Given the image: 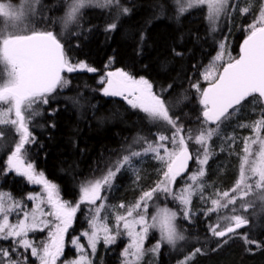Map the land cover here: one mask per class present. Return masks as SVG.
Masks as SVG:
<instances>
[{
    "label": "snow or ice",
    "instance_id": "obj_1",
    "mask_svg": "<svg viewBox=\"0 0 264 264\" xmlns=\"http://www.w3.org/2000/svg\"><path fill=\"white\" fill-rule=\"evenodd\" d=\"M38 3L39 0H22L17 7L6 0H0V18L14 25L20 22L26 13L35 11ZM177 3L180 13L206 5L207 20L212 32L216 31L222 15L227 14L231 7H238L230 5L229 0H177ZM93 6L115 9L117 19L122 15H129L132 11L131 8L123 6L120 0H71L63 20L64 27L68 28L70 24L78 22L81 10ZM240 11L244 14L249 9L245 7ZM117 28L118 24L114 21L106 26L105 31L113 32ZM247 31L239 58H229L226 63L223 62L226 44L221 42L218 53L202 73L208 87L201 89L198 83L191 85L192 89L200 94L199 104L202 108V127L196 134L192 129H185L179 115L172 114L173 109L188 99L187 95L182 94L174 102L166 101L154 92L153 85L147 79H135L120 69L108 71L106 77L100 81L104 85L100 89L103 96L122 97L131 109L146 114L153 124H163L159 125L154 140L137 136L133 144L143 141L142 148L132 149L129 145L130 150H126L106 173L83 183L79 201L73 205L60 198L57 184L50 182L43 172H37L30 161L31 148L39 143L30 125L42 114L39 106H51L58 90L70 86L71 74L85 71L93 73L97 70L86 61H73L66 54L65 43L53 31L22 34L0 30V63L5 66L7 76L6 80L0 82V125L12 126L18 135V141L7 157L6 168L0 170V174L7 176L9 173H15L29 184L42 187V193L27 196V199L33 202L30 210L11 194L0 191V240L12 241L10 249L0 248V264H32L25 255L29 252L39 264H92L86 249H91V256H94L101 240L108 246L116 243L122 234H126L130 241L122 253L125 257L124 264H140L150 230L157 229L160 233V239L151 249L153 253L158 254L163 243L175 247L178 241L185 240L175 223L179 215L177 211L166 206H157L155 214L149 216L150 202L159 199L161 195L165 200L171 198L181 205L182 218L189 224L197 215L192 208L193 197L196 195H199L205 205L210 204L201 210L207 219L214 213L227 210V213L217 215L215 224H209L208 231L218 241L217 247L221 246V243L226 244L240 229L260 227L261 223L253 224L250 219H259L258 212L253 211L249 215L244 213H249L250 209L256 207V200L264 202V136L261 135V130L264 129V108L260 109L261 117L251 125H238L242 128L251 127L255 138H243L244 155L241 157L240 173L234 186L227 191L205 194L206 184L203 182L205 166L212 155L208 141L219 135L221 126L246 105H264V8L261 9L259 17L247 26ZM144 39V33L141 32V42ZM176 55L182 53L176 51ZM65 73L69 75L65 76ZM168 87L171 89L172 85ZM70 99L74 105L78 103L76 98ZM5 105L7 107H4ZM58 111V105L48 107L47 114L54 117ZM164 125L171 129L170 135L166 130H161ZM47 126L55 129L56 123L50 120ZM4 135L0 130V139H3ZM228 140L235 143L236 137L229 136ZM190 141L199 145L200 149L190 150ZM253 145H258L255 152ZM149 154L164 165L161 178L156 181L154 187L142 190L133 205L119 206L126 208V212L116 214V231L113 232L106 222L107 217L101 216V211L106 207L103 192L105 189H111L122 170H131L139 181L136 161L142 162V158ZM190 161L198 165L196 171L191 170ZM181 181L185 182L184 186L177 187ZM45 203L51 211L41 206ZM82 204L89 206L90 214L91 231L81 233V236L87 239V245H82L79 237L73 238L71 244L79 255L72 260H62L65 254V234L72 226ZM260 212H264V207L260 208ZM13 214L16 217L15 222L10 221ZM45 230H48V240L43 242L42 247L29 238V233ZM240 234L244 236L247 244L260 246L261 242L249 238L247 232ZM20 249L24 251L21 252ZM199 252L201 248L198 247L179 264H188L195 253ZM12 253H16V257H13Z\"/></svg>",
    "mask_w": 264,
    "mask_h": 264
},
{
    "label": "trees",
    "instance_id": "obj_2",
    "mask_svg": "<svg viewBox=\"0 0 264 264\" xmlns=\"http://www.w3.org/2000/svg\"><path fill=\"white\" fill-rule=\"evenodd\" d=\"M19 1L6 0L13 6L18 5ZM70 2L71 0H42L37 5V14L29 22L30 28L32 31H53L65 43L66 54L73 61H86L97 71L71 74L70 86L58 90L51 106L40 108L42 114L31 125V131L39 143L31 148L29 159L50 182L57 184L63 201L74 205L80 197L83 183L106 173L126 150H130L129 145L132 149L142 148L143 141L133 144L137 136L154 140L159 125L163 124H153L146 114L127 107L123 101L103 96L100 91L102 86L97 82L98 76L107 67L110 70L120 69L133 78L147 79L153 85L154 92L166 101L174 102L182 94L187 95L188 99L173 109L172 114L179 115L185 129H192L196 134L202 127V108L199 104L200 94L191 85L198 83L201 89L208 87L203 81L202 72L216 55L221 42L226 44V62L229 58H238L243 40L248 34L247 26L259 17L264 0H241L235 14L219 21L215 32L210 30L204 10L194 8L180 13L177 0H120L123 6L132 11L119 19L115 9L87 7L81 10L78 22L65 28L63 20ZM245 7L249 11L241 14L239 11ZM114 21L118 28L113 32H106V26ZM3 23L4 20L0 18V29ZM32 31H29L30 34ZM141 32L145 36L143 42L140 40ZM174 49L182 55L177 56ZM0 71L2 72L1 63ZM169 85H172L171 89ZM70 98H76L78 103L74 105ZM57 105L59 111L56 115L48 116V107ZM261 108H264L263 105L248 104L237 112L235 118L231 117L223 125L253 123L261 117ZM50 120L55 121V129L47 126ZM11 127L5 129V133L13 143L17 134ZM0 128L4 130V127ZM161 130L171 134L167 125ZM261 133H264V129ZM227 134L228 131L225 130L223 135L228 137ZM11 142L0 154V160L9 152ZM189 143L192 151L200 148L194 142ZM224 154L212 156L206 169V178L217 191L231 189L238 179L240 158ZM146 161L142 167L140 189L151 188V179L155 178L152 173L157 167L156 163L149 158ZM127 176L123 170L117 175L107 195L108 204L115 205L116 198L118 200L119 196L125 195L120 203L136 192L128 184ZM11 196L22 200V195ZM195 208L197 215L193 217L191 224H187L186 228L181 223L177 224L179 228L182 226L185 240L191 241V247L185 253L181 252L177 258L172 257L174 255L169 247H163L157 256L146 252L140 264H178V261L192 254L198 247L201 252L195 253L188 264H264V218L259 222L260 227L246 228L232 235L226 244L221 243L217 247L216 238L207 234L209 224H213L217 215L227 213V210L214 213L207 219L201 211L204 207L196 205ZM255 209L256 207L252 210ZM89 217L90 214L84 207L77 211L72 236L89 226ZM250 219L253 224L257 223L254 217ZM245 232L249 234V238L260 241V246L247 244L240 234ZM118 248V244L107 249L100 246L96 256L97 264H118Z\"/></svg>",
    "mask_w": 264,
    "mask_h": 264
},
{
    "label": "rangeland",
    "instance_id": "obj_3",
    "mask_svg": "<svg viewBox=\"0 0 264 264\" xmlns=\"http://www.w3.org/2000/svg\"><path fill=\"white\" fill-rule=\"evenodd\" d=\"M240 1L241 0H229L230 5H236V6L240 5L239 4ZM41 2H42V0H39V3L37 5H39ZM21 3H22V0H20L18 5H16V6L18 7ZM37 5L35 6V11H31V12L26 13L24 18L20 22L15 23L14 25L10 24L9 22H7L6 20H4L2 18L4 20V23L1 24V29L0 30H5V31L6 30H11L13 32H19V33H22V34H27V32H28V34H30L29 31H32V30L30 28L31 24H29V22L37 14V10H36ZM196 8L204 10L206 12V14L208 15V10H207V6L206 5L205 6H199V7H196ZM262 8H264V4L262 5ZM193 9L194 8L189 9V10H193ZM235 9H236V7H231L227 14L222 15L220 17L219 21L233 16L235 14ZM239 12L241 13V11H239ZM244 14H246V13H244ZM219 21H218V23H219ZM218 51H219V47H218L217 53H218ZM223 62L226 63L225 52H224V61ZM1 68H2V72L0 71V82H2V81L7 79L6 72H5V66L3 65V63H1ZM204 69H203V71H204ZM108 71H116V70H110V68L107 67L104 70V72L98 76L97 82L102 87L104 85L101 84L100 81H101L102 78L106 77V73ZM135 79H137V78H135ZM138 79H140V78H138ZM203 81L208 84V82L205 81L204 79H203ZM106 98L113 99V100H121V101H123V103L127 107L131 108L127 104V101H125L122 97H106ZM42 106L43 105H41L39 107L41 108ZM4 107H7V106L5 105ZM235 115H237V113ZM235 115H233L232 118H235ZM37 118L38 117H36L34 119V121L37 120ZM32 124H33V122H32ZM37 124H38V122L36 121V126H38ZM240 124L251 125L252 123H250V124L249 123H236V124L231 123V124L226 125V126L223 125L225 127H223V126L221 127L220 134L213 136L212 139L208 141L209 145L210 144L212 145V146H210V149L212 150V155L210 156L209 161L212 159L211 158L212 156L221 155V154L225 153L224 155L229 154V155H227L229 157L240 158V164H241V157L244 155V153L242 151V149L244 147L243 138L244 137L255 138V137H254V134L252 132L251 127L242 128V127L238 126ZM0 127H4L3 132L5 133V131H6L5 129H10L9 127H11V126L10 125H0ZM214 127H215V125H213V128ZM30 128H31V125H30ZM0 130H2V128H0ZM11 130L14 131L15 129L13 127H11ZM225 130L228 131V134H227L228 137L229 136H235L236 137L235 143H233L232 141L228 140V137H225L223 135ZM261 135L264 136V133L263 134L261 133ZM10 139H9V137H8V135L6 133H5L4 137H3V139H0V154L3 153L9 147V143L11 142ZM17 141H18V135H17V139H14L13 143L11 142V146H10L9 152L6 153V154L4 153L5 155H3V158L0 161H2V160L3 161H7V157H8V155H10L11 151L14 149L15 143ZM225 144H226V146H224ZM229 145H231V146L229 147ZM252 147H253V151L254 152L258 150V145H253ZM198 149H200V148L198 147ZM0 157H2V155ZM147 158H149L151 162H155L156 166H157L156 169L154 170V172L153 173L151 172L154 175L153 177H155V178L151 179L150 183L152 184L151 187H154L156 181L161 178V169L164 167V165L160 161L156 160L153 157L152 154H149L148 156L142 158V162L141 161H136V167L139 169V176H140L139 181H137L136 175H134L131 170L124 171L126 173V175H128L127 176L128 177V184L130 185L131 188H133V190L136 191L132 195L131 194L128 195L127 200H124V201L119 203V201L123 200V198L125 197V195L120 194L122 196H119L118 200L116 198L115 205H110V204L107 203V198H108L107 195H108V193H109V191L111 189H105L104 192H103V195H105V197H106V199H105L106 207L101 211V216L102 217H104V216L107 217V221L106 222L108 223L110 229L113 232L116 231V219H115L116 214L117 213H125L126 212V208H120L119 206L121 204H124L126 206L133 205L139 199V197L141 195V192H142V189H144V187L142 189H140L141 188L140 182H141V179H142V177H141V173L143 171L142 167L145 164V162L147 163V161H146ZM208 164H209V162H208ZM245 167L247 168L248 166L245 165ZM197 168H198V165H196L195 162L193 161V163L191 165V170L192 171H196ZM205 169H207V165L205 166ZM239 173H240V165H239V169H238V177H239ZM203 182H205V184H206L205 194H214L217 191V189L213 186V183H210L209 180H207L206 171H205V177L203 178ZM184 183H185L184 181H181L180 184L177 187H183ZM147 189H149V188H145L144 190H147ZM127 190H128V188L126 190H124V193H126L125 191H127ZM0 191H3V190L0 188ZM135 195H138V196H135ZM27 196L28 195H22L21 202L24 203L27 206V208L30 210L32 208L33 202L28 200ZM60 198L62 199L61 195H60ZM249 199H250V197H249ZM251 199H253V198L251 197ZM78 201H79V199L77 200V202H75V204L78 203ZM99 203L100 202L98 201L97 204H99ZM150 204H151V206L149 208V216L155 214V212L157 210V206H159V207H165L166 206V207L170 208L171 210L177 211L179 213L178 218H177V220L175 222L176 224L181 223V224H183V226H185V228H186V225L189 224L187 221H184L183 218H182V212L180 211L181 205L178 202L172 200L171 198L165 200L163 198V196L161 195L159 197V199L154 200L153 202H150ZM194 204H195V206L197 205V206H199L201 208L202 207H206V206H210V204L209 205H205L200 200L199 195H196V196L193 197V204H192L193 211H195V209H196ZM255 204H257L255 211L259 213V219L257 217H254V218H255L256 222L259 223L261 218H264V212H260V208L264 207V202L256 200ZM41 206L43 208H45L47 211H51V209L48 207V205L46 203L41 205ZM81 207L82 208L84 207V210L86 212H89V206L88 205L82 204L80 206V208ZM251 212H253L252 209L249 210V213H244V215H249ZM15 219H16L15 214H13L10 217V221L11 222H15ZM49 219H51V218L49 217ZM216 221H217V218H216V220L214 221L213 224H215ZM73 222H74V219H73ZM73 222H72V226L69 228L68 232L65 234V254L62 257V260H72V259H75L79 255V253L76 251L75 247H73L72 244H71V240L73 238L79 237L80 241H81V244L84 245V246L87 245V239L85 237L81 236V233L84 232V231H91L90 227L88 226L84 231H81V232L77 233V235H73L72 236L71 233H72V228H73ZM177 227H178V225H177ZM181 228H182V226H180V228L178 227V230H180V232L183 234V232H182L183 230ZM121 232H123L122 228H121ZM207 234H208L209 237H212L209 232H207ZM29 238L33 239L38 245H40L42 247L43 242H47V240H48V230H45L44 232H32V233H29ZM159 239H160L159 231L157 229L150 230L149 236H148V238H147V240L145 241V244H144L145 253L147 252L148 254L150 253L152 256H157L158 254L157 253H153L151 251V249L153 248V246L155 245V243ZM225 239H227V238H225ZM129 242L130 241H129L128 236L126 234H122V235H120L117 238L116 243L111 244V245L118 244V246H119V248H118L119 250L117 252L118 253L117 257L119 259V261L117 260L118 264H124L125 257L122 255V253H123L124 249L127 247V245L129 244ZM111 245L105 246V244L103 243V240H101L98 243V245H97V251H96L94 256H91V249H86L87 252L89 253L91 259H92V264H97L96 256H97V252H98L100 246H103V248L107 249ZM191 245H192L191 241L188 240V242H186V240H182V241H178L175 247H173L171 245H168L167 243H163L161 249L163 247L171 248V254L174 255L172 257H176L177 258L180 255L181 252L185 253V251L188 248H190ZM11 246H12V241L11 240H0V248H11ZM161 249H160V251H161ZM23 251L24 250H22L21 252H23ZM25 255H28V258H29V260H31L32 264H39V262L34 257H31L30 252L29 253H25ZM184 258L185 257H183L180 261H182ZM180 261H178V262H180Z\"/></svg>",
    "mask_w": 264,
    "mask_h": 264
},
{
    "label": "flooded vegetation",
    "instance_id": "obj_4",
    "mask_svg": "<svg viewBox=\"0 0 264 264\" xmlns=\"http://www.w3.org/2000/svg\"><path fill=\"white\" fill-rule=\"evenodd\" d=\"M5 168L6 161H0V170H3ZM37 172L40 171L37 170ZM0 187L3 188V192L9 193L11 195H29L42 193L41 186L29 184L24 178L16 176L15 173H9L7 176L0 174ZM22 250L23 249H20V251ZM12 255L13 257H16L15 253H12Z\"/></svg>",
    "mask_w": 264,
    "mask_h": 264
},
{
    "label": "water",
    "instance_id": "obj_5",
    "mask_svg": "<svg viewBox=\"0 0 264 264\" xmlns=\"http://www.w3.org/2000/svg\"><path fill=\"white\" fill-rule=\"evenodd\" d=\"M239 55H240V52H239ZM239 55H238V58H239ZM221 70H222V69H221ZM263 107H264V105H263ZM189 163H190V167H191L193 161H190ZM244 229H246V228H244ZM244 229H240V230H238V232H240V231H242V230H244Z\"/></svg>",
    "mask_w": 264,
    "mask_h": 264
}]
</instances>
